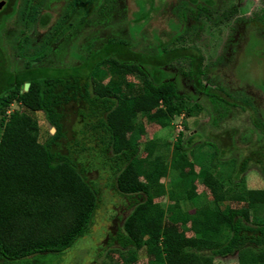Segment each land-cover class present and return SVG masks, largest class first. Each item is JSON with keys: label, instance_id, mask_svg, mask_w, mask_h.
<instances>
[{"label": "trees", "instance_id": "trees-1", "mask_svg": "<svg viewBox=\"0 0 264 264\" xmlns=\"http://www.w3.org/2000/svg\"><path fill=\"white\" fill-rule=\"evenodd\" d=\"M7 1L12 12L0 14V264H61V257L93 226L102 197L98 183L87 175L99 170L108 171L107 185L125 198L129 211L112 238L107 264H137L142 251L149 264H215L228 257H236L238 264H264V223H252V212L264 206V190L248 189L244 179L252 158L241 163L218 160L217 154L211 162L198 161L196 154L190 158L185 150L196 135L186 142L180 134L170 160V144L152 141L142 150L140 144L147 133L142 117L164 130L178 117L203 112L210 115L213 127L229 118L239 120L242 106L248 108L243 112H259L247 87H242L244 93L233 91L225 73L238 81L235 72L251 40L253 49L248 52L264 61V11L248 22L239 17L237 5L220 13L217 0H180L173 12L176 20L172 19L178 33L172 31L167 43L160 40L152 53H135V40L132 45L110 39L97 48L100 39L95 38L82 47L76 42L77 52L69 60L73 65L46 68L32 63L46 57L50 44L25 54L33 41L26 28L33 22L49 29L60 5H54L51 14L44 11L48 0H23L21 5L16 0L14 6ZM88 1L68 3L67 15L54 24L57 35ZM162 6L163 0L153 14L138 16L135 21L142 30ZM201 16L217 27L233 18L241 25L254 23L243 48L231 41L236 62L226 55L204 67L199 51L173 48L185 41L189 19L195 23ZM17 18L23 27L17 55L25 66L12 61L3 45L2 30ZM128 53L133 57L127 59ZM107 76L111 80L106 84ZM130 76L137 83L129 82ZM27 83L30 88L24 91ZM14 102L27 113L8 115ZM38 113L55 129L44 143L39 141ZM257 163L264 177V162ZM221 167L232 171L226 180L215 174ZM168 176L169 189L162 183ZM195 181L209 189L214 202L197 192ZM166 197L168 205L157 201ZM190 205L193 214L185 209Z\"/></svg>", "mask_w": 264, "mask_h": 264}, {"label": "rangeland", "instance_id": "rangeland-1", "mask_svg": "<svg viewBox=\"0 0 264 264\" xmlns=\"http://www.w3.org/2000/svg\"><path fill=\"white\" fill-rule=\"evenodd\" d=\"M71 1L48 0L45 9L51 14H54L51 5H65L60 14L53 19L52 26L46 32L40 31L35 23H29L26 28V34L33 41L30 45L26 46L25 54L33 55L38 53L42 51L44 45L50 44L47 56H51L54 61L57 60L59 63L63 62L64 59L66 60L69 48H71L69 60L72 58V54L74 55L75 51L77 52L75 41L84 39L82 42L84 45L95 38L100 39L96 43L97 48L103 47L110 39L125 42L131 41L132 45L133 40H135V42H138L134 49L135 53H140L145 49L152 53L156 45L161 43L160 40L163 42L165 40L166 43L171 41L174 36L171 31L176 33L179 31V26L175 25L172 19L176 20L175 13L173 12L177 5L181 3L180 0H163L161 11L153 17V20L148 23L144 30H142L143 25L140 21L136 22L135 20L138 16H143L141 15L142 13L148 15L151 11L152 14L153 11L156 12L162 0H89L76 11L73 18L67 21L65 29L57 35L58 28L54 27V23L60 17H64L65 12H68L67 4ZM19 2L21 5L23 0H19ZM234 5H237L238 8L240 7V18L247 21V19H255L257 15L261 14L264 0H217V7L220 13L224 12L227 7L230 8ZM104 6L105 10L102 11ZM9 11L12 12L11 8ZM69 12L68 14L70 15L72 9ZM10 15H5L3 18H9ZM236 19L233 18L222 27L214 26L205 16H201L200 20L195 23L193 19H189L187 22L189 29L185 41L173 45V48L185 47L199 51L204 56V67H206L217 61L219 57L228 55L226 51H228L232 39H234V43H239L238 48L244 47L243 45L248 40L247 33L253 30L254 23L251 26L246 22L241 25L236 23ZM233 29H236L235 32H233ZM22 30L21 21L17 18L3 35V45L7 49L6 55H9L15 63H19L20 61L17 55V47L20 38H22ZM154 30H158L159 32H155ZM258 34L260 35L261 33L258 31ZM252 44L253 40L246 47L247 57L243 59L235 72L238 81L229 71L225 73V80L232 90L235 89V92L244 93L246 88L242 87L246 86L249 95L256 100L254 105L258 106L255 108L259 112H255L254 110L243 112L246 106L239 107L238 110L241 113L239 120H235L234 118L226 119L220 124L221 127L210 126V115L207 112H203L193 118L178 117L174 120L171 127L164 130L158 126L148 125L147 120L142 117L141 122L146 125L147 133L140 139L141 150L144 144L152 141H157L160 145L170 144L171 146L167 153L170 160L174 153V145L180 134L184 135V141L186 142L191 136L196 135L197 138L193 145L187 146L185 150L190 158H193L192 156L196 154L200 159L198 161L211 162L212 156L217 154L218 160L231 161L235 159L240 163L245 159L252 158L250 163L251 168L244 178L245 184L250 190H264V177L259 170L260 164L257 163L259 160H263L264 162V61L252 54V51L248 52V50L253 49ZM237 55L238 53L231 56L232 62L237 61L235 60ZM132 57L128 53L127 59ZM36 64L38 66L41 65V63ZM110 80V76L104 78L106 84ZM128 81L137 83L136 79L131 76L128 78ZM246 110H248L247 107ZM16 111L27 113L26 109L21 105L13 104L9 109L8 115ZM36 118L40 127L39 141L44 143L54 133H52L50 125L44 121L43 115L38 113L36 114ZM163 152L166 151L163 150ZM141 155H144V153H141ZM199 169L200 167H197L196 170L199 171ZM231 172L229 168L221 167L216 169L215 174L226 180L231 175ZM87 176L90 180L96 181L101 189L102 199L100 208L96 213L90 233L79 240L73 248L61 257L62 263L59 261L57 263L107 264L109 262L108 252L113 248L111 246L112 238L118 235L123 225L122 220L129 213L128 206L125 204L127 202L125 198L118 195L113 188L107 185L108 178L110 177L108 171H91ZM171 179L172 177L168 176L162 180V183L168 189L172 186ZM234 180L236 181L235 178ZM224 182L227 183V181ZM195 184L198 193L206 194L210 201L214 202V198L207 187L199 181H195ZM157 201L164 205L170 204L167 197ZM185 209L189 213H194L191 205L185 206ZM245 209L247 210V207ZM252 213L253 224L257 222L264 223V206H260L259 212ZM191 235L189 234V236ZM111 256L115 260L118 259L117 254H111ZM149 262L150 258L147 257L146 252H140V261L137 264H149ZM215 264H238V261L236 257H228L218 259Z\"/></svg>", "mask_w": 264, "mask_h": 264}, {"label": "flooded vegetation", "instance_id": "flooded-vegetation-1", "mask_svg": "<svg viewBox=\"0 0 264 264\" xmlns=\"http://www.w3.org/2000/svg\"><path fill=\"white\" fill-rule=\"evenodd\" d=\"M15 1L16 0H11V4H12V6H14L15 5ZM6 2V6H5V8L0 12V14L3 12V11H6V12H8L9 11V9L11 8V10H13V7H8V1L6 0L5 1ZM19 4H20V2H19ZM48 4V3H47ZM53 5H56V4H53ZM65 4H60V6L58 7V12L56 13V14H54V17H53V19L56 17V16H58L59 14H60V12H61V10H62V8H63V6H64ZM51 7H53L52 5H51ZM67 7H68V4H67ZM45 8H46V5H45ZM240 8V7H239ZM44 11H46V9H44ZM263 11H264V6H263V9H262V11H261V14L263 13ZM9 12H11V11H9ZM260 14V15H261ZM260 15H258V16H260ZM240 17V16H239ZM254 18V17H253ZM251 20H254V19H247V21L249 22V21H251ZM15 21V20H14ZM13 24V23H12ZM12 24H9V23H6V27H5V29H3L2 30V36L5 34V32L8 30V27L10 26V25H12ZM55 24V23H54ZM248 24V23H247ZM256 24V23H255ZM39 28V27H38ZM50 28V27H49ZM39 30L40 31H44V32H46L47 30L45 29V30H43V29H40L39 28ZM157 32H159L158 30H157ZM172 32V31H171ZM173 33V32H172ZM29 36V35H28ZM240 37V36H239ZM83 40L84 39H79V40H77V41H75V42H78V46L79 47H81V44H82V46H83ZM71 47V46H70ZM70 49L71 48H69V52L67 53V55H66V60L64 61L63 60V62H59L58 63V61L56 60V61H54V59L51 57V56H47L46 55V57H44L42 60H40V61H38V62H34V63H32V66L33 67H46V68H58V67H60V68H63V67H68L69 65H73V63H70L69 62V55H70ZM150 50V49H149ZM233 43H232V46H230L229 47V49H228V56H232L233 55ZM19 57V56H18ZM20 58V61H19V63L22 65V66H25L26 65V62L25 61H23L22 60V58L21 57H19ZM232 58V57H231ZM36 63H41V65H37ZM28 84V83H27ZM26 85V84H25ZM25 85L23 86V90L24 91H26L25 90ZM191 90H193L194 91V89H193V87H191L190 88ZM13 104H17V105H20V104H18V103H16V102H14ZM12 104V105H13ZM11 105V106H12Z\"/></svg>", "mask_w": 264, "mask_h": 264}, {"label": "water", "instance_id": "water-1", "mask_svg": "<svg viewBox=\"0 0 264 264\" xmlns=\"http://www.w3.org/2000/svg\"><path fill=\"white\" fill-rule=\"evenodd\" d=\"M6 2L5 1H0V12L5 8ZM30 88V84L25 85V90L28 91ZM52 133H55V129L52 130Z\"/></svg>", "mask_w": 264, "mask_h": 264}]
</instances>
